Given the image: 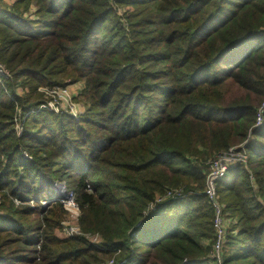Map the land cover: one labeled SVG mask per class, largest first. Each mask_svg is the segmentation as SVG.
<instances>
[{"label": "trees", "instance_id": "trees-1", "mask_svg": "<svg viewBox=\"0 0 264 264\" xmlns=\"http://www.w3.org/2000/svg\"><path fill=\"white\" fill-rule=\"evenodd\" d=\"M0 64V264H264V0H0Z\"/></svg>", "mask_w": 264, "mask_h": 264}, {"label": "built area", "instance_id": "built-area-1", "mask_svg": "<svg viewBox=\"0 0 264 264\" xmlns=\"http://www.w3.org/2000/svg\"><path fill=\"white\" fill-rule=\"evenodd\" d=\"M1 77L2 79H6L9 77V75L7 71L4 70V67L0 64V78ZM39 91L44 92L49 98V101L46 104L40 106V108H44L49 111H53L55 113H59V112L68 113L75 119H77L78 116L81 115L82 111L72 104L73 97L67 94L66 89L59 88V89L49 90L47 88H44V89H39ZM62 104H64V107ZM263 112L264 110L258 112L257 114L258 116L256 118V125H260L262 123ZM16 129L18 135H20L22 133V128L20 127V125H17ZM236 149L238 148L229 149L228 152H224L218 155L216 158H214L210 162V170L205 180L206 181L205 194L212 201V206L215 214L214 229H215L217 241L214 246V251L216 255L218 254L221 248L222 240L225 233V227H224L223 219L220 216L222 211L221 210L222 206L217 201L215 187L217 182L220 179H222L237 162L245 161L246 159L245 155L239 154ZM87 190L89 191V187H87ZM180 192L181 190L178 192V194H180ZM167 196H169V194H167ZM59 201L63 204L64 209L68 213L67 219L64 222H62L63 234L66 237H75L81 235L79 231V227L77 225V220L79 218L80 211L74 199L73 193L67 192L65 197H62ZM69 220H72L73 222H70ZM90 239L93 243H97L99 241V238L97 236L91 237ZM109 264H112V261H110Z\"/></svg>", "mask_w": 264, "mask_h": 264}, {"label": "rangeland", "instance_id": "rangeland-1", "mask_svg": "<svg viewBox=\"0 0 264 264\" xmlns=\"http://www.w3.org/2000/svg\"><path fill=\"white\" fill-rule=\"evenodd\" d=\"M9 2H11V1H9ZM45 87H43V88H39V89H44ZM47 88V87H46ZM39 89H38V91H39ZM56 89H59V88H56ZM62 89H66L67 91V94H69V96H71V97H73V101H72V104L74 105V106H76L77 108H79L82 112H83V106H82V104H80V103H78V102H76L75 100L78 98V96H79V92L81 91V84L80 83H77V84H68V85H66L64 88H62ZM41 92V91H40ZM42 93H44V92H42ZM45 94V93H44ZM232 95V98H240V97H246L247 96V93L244 91V90H239V89H237L236 87H232V93H231ZM252 95H250V97H251ZM45 97L46 98H48V96L45 94ZM61 105V104H60ZM63 105V107H64V104H62ZM64 110H66V109H64ZM64 110H62V111H64ZM261 110H264V104H262V106L260 107V109H259V111L258 112H260ZM66 114H68V113H66ZM82 114V113H81ZM80 116V115H79ZM79 116H78V118H79ZM258 116V115H257ZM232 148H239V146H236V147H232ZM232 148H230V149H232ZM237 150V149H236ZM239 154H240V152H239ZM211 162V161H210ZM3 191H0V204H1V202L3 201ZM60 194H62L61 193V190H60ZM66 194H67V192H66ZM185 196H187V195H185ZM184 196V197H185ZM183 197V198H184ZM50 199H52L53 198V196H50L49 197ZM31 202H32V204H31ZM30 202V204L31 205H34V201L32 200ZM18 204V202H16V205ZM223 213H222V211H221V214H220V216H221V218H223V215H222ZM215 215V214H214ZM79 216H80V214H79ZM215 218V217H214ZM70 222H73L72 220H69ZM64 235V234H63ZM65 236V235H64ZM217 241V240H216ZM215 246V245H214ZM215 252V251H214ZM108 264H109V262H108Z\"/></svg>", "mask_w": 264, "mask_h": 264}, {"label": "water", "instance_id": "water-1", "mask_svg": "<svg viewBox=\"0 0 264 264\" xmlns=\"http://www.w3.org/2000/svg\"><path fill=\"white\" fill-rule=\"evenodd\" d=\"M60 190H61V193H62L61 196L65 197V195H66L65 186L61 184L60 185Z\"/></svg>", "mask_w": 264, "mask_h": 264}]
</instances>
